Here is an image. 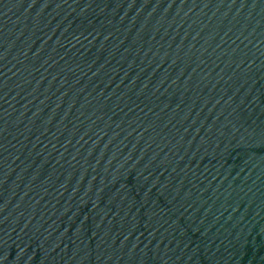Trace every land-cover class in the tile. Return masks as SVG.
Masks as SVG:
<instances>
[{"label":"water","instance_id":"95a60500","mask_svg":"<svg viewBox=\"0 0 264 264\" xmlns=\"http://www.w3.org/2000/svg\"><path fill=\"white\" fill-rule=\"evenodd\" d=\"M0 264H264V0H0Z\"/></svg>","mask_w":264,"mask_h":264}]
</instances>
